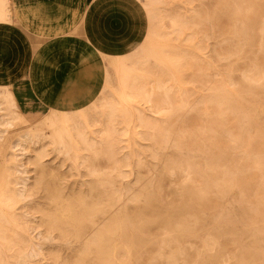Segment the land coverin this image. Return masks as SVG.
I'll use <instances>...</instances> for the list:
<instances>
[{"label":"rangeland","instance_id":"374dc122","mask_svg":"<svg viewBox=\"0 0 264 264\" xmlns=\"http://www.w3.org/2000/svg\"><path fill=\"white\" fill-rule=\"evenodd\" d=\"M139 2L90 104H1L0 264H264V0Z\"/></svg>","mask_w":264,"mask_h":264},{"label":"crops","instance_id":"0c3cea01","mask_svg":"<svg viewBox=\"0 0 264 264\" xmlns=\"http://www.w3.org/2000/svg\"><path fill=\"white\" fill-rule=\"evenodd\" d=\"M9 2L8 21L0 22V86L11 88L34 124L90 104L109 61L133 52L148 30L139 0Z\"/></svg>","mask_w":264,"mask_h":264},{"label":"bare ground","instance_id":"6f19581e","mask_svg":"<svg viewBox=\"0 0 264 264\" xmlns=\"http://www.w3.org/2000/svg\"><path fill=\"white\" fill-rule=\"evenodd\" d=\"M10 2H9V0H0V21H4V20H6L7 18H8V16H9V13H10V10H11V8H10ZM153 17V16H152ZM109 72V73H108ZM109 74H110V70L109 71H107V80H108V76H109ZM110 78V77H109ZM109 81V80H108ZM9 89H7V88H4V90H3V94H4V102H0V126H3V125H6V124H9L10 122H9V119L5 116V115H3V114H1V111L3 110V108H1V104H3V103H8V102H10V100H12V102H14L15 103V99L13 98V95H12V93H11V91L9 90ZM17 104V103H16ZM17 108L19 109V107L17 106ZM69 115V114H68ZM71 115V114H70ZM21 119L23 120V121H26V118L23 116V115H21ZM37 157H38V164L40 165L41 164V160H43V158H44V153L43 152H39L38 154H37ZM44 169V168H43ZM51 197H54V198H59V197H61V195H60V191H59V189H57V188H55L54 189V191H53V194L51 195ZM67 212H70V216L69 217H67V219L69 220V221H73V219H74V216H71V212H72V208H67ZM97 212L95 211V210H91L88 214H87V216L89 215V217L92 219L94 216H95V214H96ZM113 246V245H112ZM114 247H116V245H114Z\"/></svg>","mask_w":264,"mask_h":264}]
</instances>
